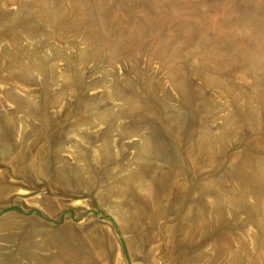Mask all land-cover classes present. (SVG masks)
<instances>
[{"label": "rangeland", "instance_id": "obj_1", "mask_svg": "<svg viewBox=\"0 0 264 264\" xmlns=\"http://www.w3.org/2000/svg\"><path fill=\"white\" fill-rule=\"evenodd\" d=\"M0 264H264V0H0Z\"/></svg>", "mask_w": 264, "mask_h": 264}]
</instances>
